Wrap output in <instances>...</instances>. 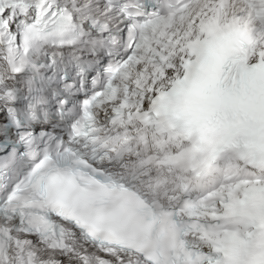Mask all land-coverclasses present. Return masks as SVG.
<instances>
[{"label":"snow or ice","instance_id":"snow-or-ice-1","mask_svg":"<svg viewBox=\"0 0 264 264\" xmlns=\"http://www.w3.org/2000/svg\"><path fill=\"white\" fill-rule=\"evenodd\" d=\"M0 264H264V0H0Z\"/></svg>","mask_w":264,"mask_h":264}]
</instances>
